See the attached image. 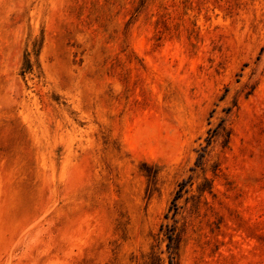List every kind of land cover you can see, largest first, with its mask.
Masks as SVG:
<instances>
[{
    "label": "rangeland",
    "instance_id": "1",
    "mask_svg": "<svg viewBox=\"0 0 264 264\" xmlns=\"http://www.w3.org/2000/svg\"><path fill=\"white\" fill-rule=\"evenodd\" d=\"M264 264V0H0V264Z\"/></svg>",
    "mask_w": 264,
    "mask_h": 264
},
{
    "label": "trees",
    "instance_id": "2",
    "mask_svg": "<svg viewBox=\"0 0 264 264\" xmlns=\"http://www.w3.org/2000/svg\"><path fill=\"white\" fill-rule=\"evenodd\" d=\"M164 233L169 241L168 243V253H169V261L168 264H174V247L172 246L173 243V230L169 226H165Z\"/></svg>",
    "mask_w": 264,
    "mask_h": 264
}]
</instances>
